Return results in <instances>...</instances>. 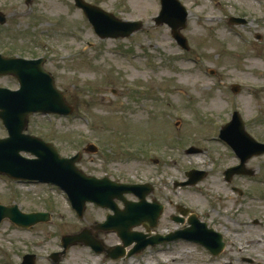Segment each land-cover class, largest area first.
I'll list each match as a JSON object with an SVG mask.
<instances>
[{
	"label": "rangeland",
	"instance_id": "1",
	"mask_svg": "<svg viewBox=\"0 0 264 264\" xmlns=\"http://www.w3.org/2000/svg\"><path fill=\"white\" fill-rule=\"evenodd\" d=\"M86 1L125 21H141L145 28L129 39H101L73 0H0V12L7 20L0 25V49L49 57L48 69L75 107L69 119L33 117L28 133L54 143L62 157L82 152L80 170L116 183L164 188L181 179L183 168L205 171L206 179L195 189L198 197L172 187L178 194L171 199L196 210L198 203L199 212L209 214L208 223L225 235L251 228L260 235L254 240L264 237V154L247 163L253 178L229 185L224 171L239 160L213 142H220L234 110L242 113L253 136L264 142V40L255 39V32L264 39V0H181L190 14L185 32L191 38L190 54L173 40L170 27L154 23L160 14L159 0ZM232 16L257 26L229 25ZM11 80L3 84L10 85ZM234 85L240 86L237 93ZM4 136L7 131L0 122V137ZM91 143L102 151L85 153ZM192 146L201 152L186 154ZM232 187L243 193L232 194L228 191ZM127 198L137 201L132 195ZM0 204L18 205L23 213L51 215L49 222L29 230L3 221L0 264H29L26 256L31 255L37 264H155L153 253L109 261L78 244L63 253L62 237L92 229L108 212L89 206L79 221L66 194L56 187L0 178ZM167 220L161 229L170 227ZM105 241L117 242L114 236ZM258 247L253 255L264 264V245ZM237 249L230 245L228 254L215 264L242 257Z\"/></svg>",
	"mask_w": 264,
	"mask_h": 264
},
{
	"label": "water",
	"instance_id": "2",
	"mask_svg": "<svg viewBox=\"0 0 264 264\" xmlns=\"http://www.w3.org/2000/svg\"><path fill=\"white\" fill-rule=\"evenodd\" d=\"M77 3L78 6L85 9L90 19L100 13L103 22L94 21V23L104 38L127 37L140 28L139 24H125L118 21L112 15L88 6L83 0H77ZM171 3H175V6L181 8L176 0L173 2L165 0L162 22H170ZM0 22H5L1 16ZM39 64V62L0 59V74L25 75L27 77L22 91L16 93L17 95L0 90V119L9 134L8 138L0 139V175H5L16 181L41 182L60 186L67 192L73 208L80 217L83 216L87 203L115 209V206H112L114 199L122 200L125 193H134L142 199V204L132 207V210L126 214L110 217L104 229L99 227V229L102 228L108 232H117L120 237L129 235L131 227L140 224V219L153 218L158 213L154 206H142L141 209V205L146 204L142 191L144 187L116 184L108 178L98 180L88 177L76 167L79 156L71 160L62 159L52 145L45 144L40 139L25 133L28 128L29 116L32 114L41 112L66 116L72 112L71 108L65 104L62 93L56 89L53 77L40 69L38 70ZM33 65L35 68L32 70ZM35 75H39L42 82H38ZM223 139L231 145L242 160L243 166L237 169L238 172H243V167L248 159L264 153V145L255 143L249 137L238 114L235 115L232 124L224 132ZM192 152L195 151H190V153ZM22 153L31 154L36 158L28 159ZM198 181H195L194 184ZM134 208L135 210H133ZM5 219L11 220L19 227L30 228L48 221L49 215L43 213L24 214L18 206L6 207L0 204V224ZM128 221L129 227L124 228L122 224L125 226ZM80 242L91 246L97 252L102 251L100 242L94 240L88 233L71 237L65 247L68 248L70 245Z\"/></svg>",
	"mask_w": 264,
	"mask_h": 264
},
{
	"label": "flooded vegetation",
	"instance_id": "3",
	"mask_svg": "<svg viewBox=\"0 0 264 264\" xmlns=\"http://www.w3.org/2000/svg\"><path fill=\"white\" fill-rule=\"evenodd\" d=\"M257 24L254 23L253 27H256ZM261 36L257 32H255V39L258 41L264 40L261 36L260 39L257 37ZM260 43V42H258ZM0 52H2V48L0 49ZM33 58V57H30ZM178 180V179H177ZM175 180L174 185L175 189L178 188V181ZM170 183V182H169ZM196 188L198 187H186L184 189H187V191L194 192L195 196L198 197L199 195L196 194ZM183 190V189H182ZM186 191V192H187ZM153 198L154 200L159 201L163 205H165L164 212L161 216V218L157 221V228L153 229L148 235H150L146 240H149L151 236H160V237H167L171 234L172 240L170 242H163L160 244H157L156 246L149 245L145 250L141 251L140 254L144 253H154V259L157 264H167L170 260L173 262V264H215L216 260L223 259L228 253V248L231 245L233 249L238 248L237 252L242 255V257L238 259H232L229 263L225 264H235V260L239 262H244L245 264H259L258 260L256 259L257 256L253 255L258 252V249L263 248L264 245V237H261V239L254 240L255 236H252L251 234L256 233L255 229L247 228V229H240L237 228L232 234H224L222 231H218V228L213 223H208L207 217H209V214H205V216L202 213V217L197 216L199 222L201 223H207L209 226V229H213L216 232L215 233H221L222 240L225 244H227L225 251L222 253L220 257H213L210 252L202 247L198 242H194V240H186L181 238L182 233H184L187 229L191 227V218L194 215V213L189 209V207L175 202L173 199H170V196H174V193L171 191V185H166V187L156 186L153 190ZM192 198H190L191 200ZM192 202L194 200H191ZM221 201V200H217ZM197 207V211L199 204L194 203ZM212 205V204H211ZM169 208H171L173 211L170 213L168 212ZM213 209L217 208L214 204ZM181 211H187L188 214L186 216H183ZM210 211V208L209 210ZM199 213V212H198ZM109 212L106 214L108 216ZM168 218L167 224L170 225L169 228L160 229L159 227L162 225L163 221ZM237 225V224H236ZM245 227V226H244ZM235 228V227H232ZM136 231V230H135ZM137 232L146 233L145 229L141 227L140 230ZM97 237L101 236V232H96ZM218 236V235H217ZM246 237H251L253 239L246 240ZM216 235H211L209 237V240L216 245ZM247 241V248L242 249L241 246L243 245V242ZM253 255V256H252ZM212 260V261H211ZM211 261V262H210Z\"/></svg>",
	"mask_w": 264,
	"mask_h": 264
},
{
	"label": "bare ground",
	"instance_id": "4",
	"mask_svg": "<svg viewBox=\"0 0 264 264\" xmlns=\"http://www.w3.org/2000/svg\"><path fill=\"white\" fill-rule=\"evenodd\" d=\"M251 235H255V236H257L256 233H253V234H251Z\"/></svg>",
	"mask_w": 264,
	"mask_h": 264
}]
</instances>
